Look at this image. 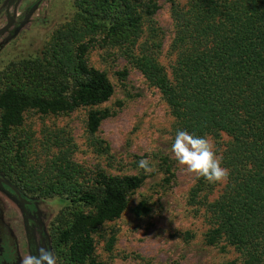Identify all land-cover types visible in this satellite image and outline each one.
Listing matches in <instances>:
<instances>
[{"label": "trees", "instance_id": "obj_1", "mask_svg": "<svg viewBox=\"0 0 264 264\" xmlns=\"http://www.w3.org/2000/svg\"><path fill=\"white\" fill-rule=\"evenodd\" d=\"M36 2L20 19L13 16L10 33L15 34ZM170 2L172 48L177 52L172 78L146 55L132 62L158 88L179 130L193 145L201 147L209 134L224 132L231 137L222 155L229 181L224 192L208 203L213 226L205 241L214 245L225 238L240 251L245 264H260L264 261V0H188L185 7ZM73 7L72 21L58 29L40 53L13 62L0 73V177L33 205L52 196L65 205L51 236L62 264H104L95 258L94 234L121 216L144 175L99 171L86 182L84 169L63 154L46 177L29 170L33 179L28 183L19 173L26 164L21 145L10 139L30 109L55 114L90 107L86 126L91 133L107 116L106 109L93 107L109 100L113 84L104 71L88 65V45L82 39L85 34L90 41L102 34L104 42L115 45L134 41L143 17L131 0H73ZM209 175L205 167L192 197L204 189ZM22 185H29L35 197L25 195ZM131 211L140 217L150 208L142 199Z\"/></svg>", "mask_w": 264, "mask_h": 264}, {"label": "rangeland", "instance_id": "obj_2", "mask_svg": "<svg viewBox=\"0 0 264 264\" xmlns=\"http://www.w3.org/2000/svg\"><path fill=\"white\" fill-rule=\"evenodd\" d=\"M131 1L143 17L134 41L115 45L104 42L102 34L91 41L86 34L82 39L88 45V65L104 71L113 84L109 100L93 107L106 109L107 116L91 133L86 126L90 107L55 114L26 110L22 124L12 130L10 137L15 146L20 143L26 163L19 173L27 182L33 179L29 170L37 177H46L53 161L64 154L84 169L86 182H91L99 171L144 175L143 184L129 196L121 216L106 222L94 234V255L104 264H245L240 251L225 238L214 245L205 241L213 226L208 203L224 192L229 181L222 155L231 137L224 132L219 136L209 134L197 147L179 130L158 88L132 62L136 56L146 55L172 78L177 52L172 48L175 27L171 2ZM187 1L175 0L179 7H185ZM32 2L36 6L30 15L24 14L27 19L15 34L9 30L0 34V73L13 62L40 53L55 32L72 21L73 0H19L11 4L4 0L0 5V29L9 22L8 5L9 14L16 17ZM147 8L153 12L146 14ZM205 167L210 175L204 189L192 197L191 190ZM7 186L11 188L10 183ZM22 190L35 197L29 185H22ZM142 199L150 211L138 217L131 208ZM64 207L58 196L39 202L50 240L51 264H62L51 236ZM111 237L114 239L109 249L107 241ZM25 244L21 204L0 186V264H30ZM7 251L14 255L7 258Z\"/></svg>", "mask_w": 264, "mask_h": 264}, {"label": "flooded vegetation", "instance_id": "obj_3", "mask_svg": "<svg viewBox=\"0 0 264 264\" xmlns=\"http://www.w3.org/2000/svg\"><path fill=\"white\" fill-rule=\"evenodd\" d=\"M19 0H9V4L16 3ZM9 7V5H8ZM6 8V12L8 17L12 15L9 14V8ZM22 13L17 14V17ZM13 23V22H12ZM1 187H5L9 190V186L7 184L1 185ZM16 187V186H15ZM17 188V187H16ZM10 191V190H9ZM19 191V190H18ZM12 195H14L21 204L22 213H23V221L24 228L26 233V256L29 259L30 264H51L52 261V253L50 248V240L48 233L46 231V226L43 221V216L41 209L39 208V202L37 201L32 204V202L25 201L24 198L16 195L15 192L10 191ZM31 206V208H26V206ZM28 218L29 226L27 227L25 219ZM32 247V248H31ZM11 255V256H10ZM14 255L13 252L7 251V258Z\"/></svg>", "mask_w": 264, "mask_h": 264}, {"label": "water", "instance_id": "obj_4", "mask_svg": "<svg viewBox=\"0 0 264 264\" xmlns=\"http://www.w3.org/2000/svg\"><path fill=\"white\" fill-rule=\"evenodd\" d=\"M7 7H8V6H7ZM12 22H13V18H12L11 16H9V22H8V24H7L5 27H3V28L0 29V34L3 33L4 31L8 30V29L10 28V26L12 25ZM9 183H10V182H8V181H6L5 179H3V178L0 177V186L3 185V184H7V185H9ZM10 186H11V188L15 191V193H16L19 197H21V194H20V192L18 191V189H17L13 184H11V183H10ZM25 222H26V225H27V227H28V226H29L28 218L25 219Z\"/></svg>", "mask_w": 264, "mask_h": 264}]
</instances>
